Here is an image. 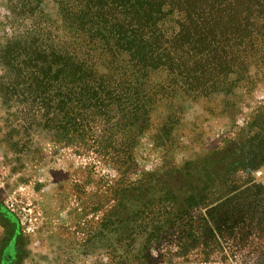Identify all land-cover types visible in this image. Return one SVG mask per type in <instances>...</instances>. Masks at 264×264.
Returning a JSON list of instances; mask_svg holds the SVG:
<instances>
[{
    "label": "trees",
    "instance_id": "trees-1",
    "mask_svg": "<svg viewBox=\"0 0 264 264\" xmlns=\"http://www.w3.org/2000/svg\"><path fill=\"white\" fill-rule=\"evenodd\" d=\"M233 3L54 0L47 14L41 0H23L22 20L31 27L0 47L1 103L20 115L11 129L45 130L119 175L106 222L139 242L136 258L149 259L168 236L187 249L212 232L206 216L218 231L227 223L264 225L262 200L243 201L255 186H235L239 173L264 169V105L197 159L127 181L143 137L165 155L175 145L181 106L211 99L229 106L264 79L262 4Z\"/></svg>",
    "mask_w": 264,
    "mask_h": 264
},
{
    "label": "rangeland",
    "instance_id": "rangeland-1",
    "mask_svg": "<svg viewBox=\"0 0 264 264\" xmlns=\"http://www.w3.org/2000/svg\"><path fill=\"white\" fill-rule=\"evenodd\" d=\"M22 1L0 0L1 48L8 39L31 27L22 20ZM250 2L253 0H232L236 9L247 8ZM260 3L264 9V0ZM39 9L52 14L54 0H41ZM255 86L229 106L219 99L181 106L172 135L175 145L165 155L143 137L135 150L136 169L127 181L166 163L180 165L195 160L224 139L233 138L246 118L264 105V79ZM1 102L0 264H264L263 224L227 223L218 231L212 216L205 217L212 232L193 245L188 242L187 249H177L168 236L156 251L152 250L149 259L136 258L139 242L122 239L120 225L106 222L119 175L96 154L55 142L54 135L45 130L11 129L13 117L17 123L20 115L16 116V107L6 109ZM237 176L236 191L255 186L243 201L257 195L264 204L260 196L264 195V169ZM262 207L259 210L264 212ZM134 259L137 261L131 262Z\"/></svg>",
    "mask_w": 264,
    "mask_h": 264
}]
</instances>
